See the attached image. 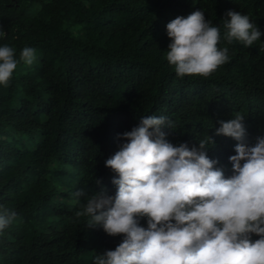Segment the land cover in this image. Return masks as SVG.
<instances>
[{
    "label": "trees",
    "instance_id": "obj_1",
    "mask_svg": "<svg viewBox=\"0 0 264 264\" xmlns=\"http://www.w3.org/2000/svg\"><path fill=\"white\" fill-rule=\"evenodd\" d=\"M197 10L222 36L228 11L262 35L250 47L222 39L229 62L208 78H179L166 60V25ZM0 30L18 61L36 50L0 85V206L17 213L0 233V264H94L115 250L122 237L87 227L76 215L86 201L73 194L115 195L105 161L141 117H166L161 131L176 145L213 137L207 155L226 178L237 142L214 135L219 121L240 113L249 145L264 136V0H0Z\"/></svg>",
    "mask_w": 264,
    "mask_h": 264
},
{
    "label": "clouds",
    "instance_id": "obj_2",
    "mask_svg": "<svg viewBox=\"0 0 264 264\" xmlns=\"http://www.w3.org/2000/svg\"><path fill=\"white\" fill-rule=\"evenodd\" d=\"M225 15L223 36L202 10L166 25L171 41L166 60L177 77L208 78L229 62L228 48L219 47L222 39L245 47L260 40L249 16ZM35 59L31 47L18 61L12 47L0 46V85L8 86L19 62L31 66ZM244 120L236 113L219 121L214 134L237 142L227 178L219 161L207 155L213 137L206 135L191 148L173 144L161 131L164 116L141 117L118 136V150L105 161L115 173V195L104 187L91 195L83 189L73 194L75 203L86 201L76 215L90 218L87 227L122 237L115 250L96 254L94 264H264V136L249 145ZM16 220L14 210L0 206V233Z\"/></svg>",
    "mask_w": 264,
    "mask_h": 264
},
{
    "label": "rangeland",
    "instance_id": "obj_3",
    "mask_svg": "<svg viewBox=\"0 0 264 264\" xmlns=\"http://www.w3.org/2000/svg\"><path fill=\"white\" fill-rule=\"evenodd\" d=\"M70 173L73 175V178H71L69 183H74V181H76L79 177V170L77 168L76 165H72L71 169H70Z\"/></svg>",
    "mask_w": 264,
    "mask_h": 264
}]
</instances>
